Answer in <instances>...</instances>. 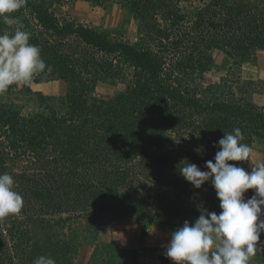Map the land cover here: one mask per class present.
Segmentation results:
<instances>
[{
  "label": "trees",
  "instance_id": "1",
  "mask_svg": "<svg viewBox=\"0 0 264 264\" xmlns=\"http://www.w3.org/2000/svg\"><path fill=\"white\" fill-rule=\"evenodd\" d=\"M56 1L26 0L12 14L18 24L5 26L11 35L22 24L51 66L31 84L60 82L66 90L44 94L24 84L0 93V174L14 177L24 199L19 214L0 219V264H31L38 232L66 236L76 224L111 232L138 222L145 238L153 224L180 228L204 210L219 214L211 182L197 189L179 168L209 171L218 141L237 127L251 148L264 143V105L233 83L214 82L211 61L218 50L240 66L264 50V0H96L133 13L137 43L62 22ZM42 34L77 39L98 56H47L58 47ZM67 239L45 242L56 264L72 260L59 252L85 246Z\"/></svg>",
  "mask_w": 264,
  "mask_h": 264
},
{
  "label": "clouds",
  "instance_id": "2",
  "mask_svg": "<svg viewBox=\"0 0 264 264\" xmlns=\"http://www.w3.org/2000/svg\"><path fill=\"white\" fill-rule=\"evenodd\" d=\"M25 4L26 0H0V21L17 25L18 19L12 14ZM23 27L19 24L13 34L0 35V93L12 85H30L37 74L52 70L39 46L30 43V34ZM243 141L242 130L234 128L218 141L220 150L215 162H206L209 171L187 162L179 168V173L197 189L211 182L221 212L204 210L194 223L185 221L172 233L165 254L174 264H250L258 252L264 251V163L251 171L229 163L251 161L253 150ZM249 190H254V194L245 198ZM23 206L22 195L15 191L14 177L0 174V219L19 214ZM33 264H56V260L40 255Z\"/></svg>",
  "mask_w": 264,
  "mask_h": 264
},
{
  "label": "rangeland",
  "instance_id": "3",
  "mask_svg": "<svg viewBox=\"0 0 264 264\" xmlns=\"http://www.w3.org/2000/svg\"><path fill=\"white\" fill-rule=\"evenodd\" d=\"M194 5L199 6V1H193ZM53 12L59 18V20L72 22L76 25H82L87 29L95 30L101 34L107 35L111 40L116 42H128L137 43L139 41V23L135 19L133 13L128 9L122 7L117 2H97L96 0H57L53 4ZM32 12L28 10L26 12L27 20L31 19ZM5 26L0 21V35L5 33ZM29 27L33 26L29 22ZM36 35L39 34L40 29L37 28ZM41 35V33L39 34ZM43 40L51 43L58 48H55V53L51 52L47 56H56L61 51L67 54L72 52L68 56H98L92 53V49L86 45L80 43L77 39L58 40L54 39L48 34H42ZM55 46V45H54ZM263 51V50H262ZM75 53V54H73ZM261 53L259 51L256 57ZM55 54V55H54ZM101 56V55H99ZM212 61V80L216 83L234 84V87L238 90V94L247 96L250 100L264 105V78L259 76L257 67V58L254 60L246 61L240 66H234L225 54L218 50L211 52ZM23 86L24 84H19ZM35 91L51 94L62 93L66 90L60 82H52L47 84H39L33 86ZM99 93L106 95L104 90L99 89ZM32 107L24 111V114H28ZM251 161H241V167L248 171H251L252 167L258 166L264 163V143L255 142L252 146ZM247 195L251 194V190L246 192ZM264 211V208H262ZM172 227L157 226L150 227L148 238L142 237L143 228L138 222L130 223H117L114 225L113 230L110 232L107 229H90L86 224H76L72 226L67 232L66 236L63 233L57 232L55 236H45L38 232L34 235V240L37 242V249L35 250V258L40 255L50 256L45 249V242L49 237H53L58 240H73L75 243H81L85 246L80 247L72 254L65 255L64 252H59L58 256L61 258H71L70 264H140L153 260L149 255H159L153 251V248H158L164 255L165 250L160 247H150L156 243V237L158 232H163L162 229L170 230ZM178 229V228H177ZM114 241V247L110 250L107 247H103V242L109 244ZM116 248V249H114ZM152 256V255H151ZM34 258V259H35ZM65 258V259H66ZM160 258V257H159ZM163 261L168 262V257ZM33 264V261L31 262ZM174 264V262H173Z\"/></svg>",
  "mask_w": 264,
  "mask_h": 264
},
{
  "label": "crops",
  "instance_id": "4",
  "mask_svg": "<svg viewBox=\"0 0 264 264\" xmlns=\"http://www.w3.org/2000/svg\"><path fill=\"white\" fill-rule=\"evenodd\" d=\"M257 67H258L259 76L264 78V50L261 51V53L257 56ZM253 194H254V190H251V195H253ZM154 225L161 226V227L163 226V225H159V224H153L152 226H154ZM152 226H150V227H152ZM150 227L148 228V234H149ZM162 230H163V232H160V231L158 232V235L156 237V243L153 245H150V247L163 248L165 250L164 253H166L165 246L170 242L171 235L175 230H177V228L172 227L170 230H167V232L164 229H162ZM148 234H147V236H148ZM261 242H264V233L261 234ZM153 251H156L155 253L159 252L160 256L153 255L150 253L149 256L151 258H153V260L148 261V262H143L140 264H173L172 260L168 261V262L163 261L167 257L163 256V254H162L163 252L161 253L158 248H153ZM164 255H166V254H164ZM250 264H264V251L258 252L256 254V256L251 259Z\"/></svg>",
  "mask_w": 264,
  "mask_h": 264
}]
</instances>
